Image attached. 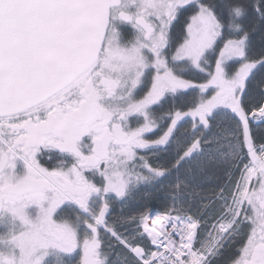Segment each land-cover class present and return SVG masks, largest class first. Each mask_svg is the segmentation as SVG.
<instances>
[{
	"label": "snow or ice",
	"instance_id": "snow-or-ice-1",
	"mask_svg": "<svg viewBox=\"0 0 264 264\" xmlns=\"http://www.w3.org/2000/svg\"><path fill=\"white\" fill-rule=\"evenodd\" d=\"M0 264H264V0H0Z\"/></svg>",
	"mask_w": 264,
	"mask_h": 264
},
{
	"label": "rangeland",
	"instance_id": "rangeland-1",
	"mask_svg": "<svg viewBox=\"0 0 264 264\" xmlns=\"http://www.w3.org/2000/svg\"><path fill=\"white\" fill-rule=\"evenodd\" d=\"M162 197H163V193H153L151 197H147L145 198V204H147V206L149 207V205L151 207L153 206H161V201H162ZM139 199V198H138Z\"/></svg>",
	"mask_w": 264,
	"mask_h": 264
},
{
	"label": "trees",
	"instance_id": "trees-1",
	"mask_svg": "<svg viewBox=\"0 0 264 264\" xmlns=\"http://www.w3.org/2000/svg\"><path fill=\"white\" fill-rule=\"evenodd\" d=\"M139 199H138V204L140 205V206H147V204H145V198H140V197H138ZM149 207H151L150 205H149ZM153 207H156V208H159L160 206L159 205H157V206H153Z\"/></svg>",
	"mask_w": 264,
	"mask_h": 264
}]
</instances>
